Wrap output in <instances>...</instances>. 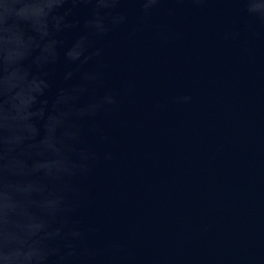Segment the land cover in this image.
Here are the masks:
<instances>
[{
	"label": "water",
	"instance_id": "95a60500",
	"mask_svg": "<svg viewBox=\"0 0 264 264\" xmlns=\"http://www.w3.org/2000/svg\"><path fill=\"white\" fill-rule=\"evenodd\" d=\"M122 7L129 23L104 45L120 104L102 121L110 142L99 147L113 159L85 182L83 218L150 264H234L259 254L264 27L249 33L237 0H165L143 25L135 4ZM236 30L239 39L225 38ZM62 70H52L54 82ZM183 94L192 101L177 103Z\"/></svg>",
	"mask_w": 264,
	"mask_h": 264
},
{
	"label": "clouds",
	"instance_id": "9594fccd",
	"mask_svg": "<svg viewBox=\"0 0 264 264\" xmlns=\"http://www.w3.org/2000/svg\"><path fill=\"white\" fill-rule=\"evenodd\" d=\"M127 2L143 25L165 0H0V264H150L82 214L91 201L85 182L113 159L99 147L110 142L102 121L120 104L104 45L128 25ZM237 2L256 35L264 0ZM234 264H264V251Z\"/></svg>",
	"mask_w": 264,
	"mask_h": 264
}]
</instances>
